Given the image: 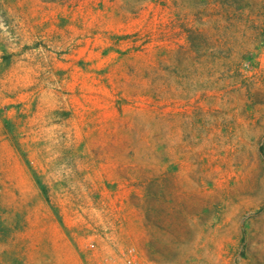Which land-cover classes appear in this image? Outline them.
Masks as SVG:
<instances>
[{
    "label": "rangeland",
    "instance_id": "374dc122",
    "mask_svg": "<svg viewBox=\"0 0 264 264\" xmlns=\"http://www.w3.org/2000/svg\"><path fill=\"white\" fill-rule=\"evenodd\" d=\"M264 264V0H0V264Z\"/></svg>",
    "mask_w": 264,
    "mask_h": 264
},
{
    "label": "built area",
    "instance_id": "2783aa9c",
    "mask_svg": "<svg viewBox=\"0 0 264 264\" xmlns=\"http://www.w3.org/2000/svg\"><path fill=\"white\" fill-rule=\"evenodd\" d=\"M122 264H142V263L137 258V254L133 250H130L127 256L124 258Z\"/></svg>",
    "mask_w": 264,
    "mask_h": 264
},
{
    "label": "trees",
    "instance_id": "16d2710c",
    "mask_svg": "<svg viewBox=\"0 0 264 264\" xmlns=\"http://www.w3.org/2000/svg\"><path fill=\"white\" fill-rule=\"evenodd\" d=\"M50 2H56V1H64V0H48Z\"/></svg>",
    "mask_w": 264,
    "mask_h": 264
}]
</instances>
